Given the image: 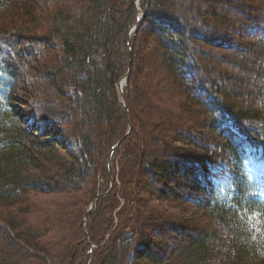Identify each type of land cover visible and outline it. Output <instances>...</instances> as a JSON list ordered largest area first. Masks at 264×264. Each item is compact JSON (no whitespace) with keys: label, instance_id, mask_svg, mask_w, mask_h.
Here are the masks:
<instances>
[{"label":"trees","instance_id":"1","mask_svg":"<svg viewBox=\"0 0 264 264\" xmlns=\"http://www.w3.org/2000/svg\"><path fill=\"white\" fill-rule=\"evenodd\" d=\"M184 2L0 0V264H35L36 260L66 264L76 249V244H70L63 254L53 250L62 237V227L68 224L63 209L44 214L42 225L34 226L22 224L21 218L4 211L17 208L19 214L23 213L24 208L34 205L29 197L33 192L52 195L87 191L89 197L73 234H78L79 240L85 235L83 218L91 200L110 188L112 176L114 181L116 178L113 160L109 169L110 150L128 126L118 86L129 70V33L140 20L130 36L134 65V49L145 33L154 42L151 54L161 76L157 71L144 73L137 66L134 75L129 72L124 95L133 129L123 144H129L134 133L139 138L136 144L142 142L145 147L146 138L150 145L137 155V181L142 173L151 177L149 173L159 170L161 174L153 173L157 183L162 181L156 179V174L169 180L175 191L177 185L179 189L186 187L179 175L184 173L181 176H187L185 180L190 183L178 203L186 201L206 221L203 228L184 233L183 256L168 264H264L263 189L249 169L252 161L264 164V0H188L189 10L182 7ZM241 38L248 42L240 43ZM209 46L233 47L246 51L250 58L247 64L239 57L228 59L226 69H218ZM206 66L216 76L212 77ZM22 68L28 73L25 77L39 83L32 92L34 98L43 97L46 103L63 98L59 101L63 108L76 112L77 117L65 122L75 134L73 153L54 137V128L34 123L32 117L26 120L30 115L16 108V103H24L18 96ZM242 84L247 87L241 91ZM231 96L237 98V104L232 103ZM242 96L252 99L251 103H240ZM257 99H261V106ZM197 123L199 128L213 130L220 139L218 147L205 151L200 165L193 162L189 151L179 154L180 149L178 153L174 146L168 147V140L191 143L185 130ZM101 125L104 127L97 148L94 130ZM215 148L223 153L214 152ZM168 150L173 153L167 160ZM64 151H68L69 158H65ZM115 187L116 182L111 192L98 198L89 215L91 220L94 213L100 212L90 238L101 235L107 215L114 216L119 221L116 229L120 228L125 236L120 249L130 257L112 253L103 258V263H156L149 252L151 247L141 241L143 230L137 240L134 238L135 233L139 234L138 224L142 229L150 228V212L155 210L151 205L152 210L147 211L148 203L138 197L140 193L123 194L121 186L120 193L113 194ZM134 188L139 192L140 188ZM148 193L153 199L163 195L162 191ZM120 201L134 214L126 216V224L124 211L116 212L122 206ZM139 203L146 210L143 215ZM167 215L169 222L175 220L172 213ZM139 216L138 224H132ZM90 220L86 221L88 228ZM192 222L196 221L192 218ZM34 250L38 258L31 262L28 258ZM219 253L225 255L224 260L216 258Z\"/></svg>","mask_w":264,"mask_h":264},{"label":"rangeland","instance_id":"2","mask_svg":"<svg viewBox=\"0 0 264 264\" xmlns=\"http://www.w3.org/2000/svg\"><path fill=\"white\" fill-rule=\"evenodd\" d=\"M139 2V0H137ZM185 2L182 4V7H186L188 9V5L189 2L188 0H184ZM198 4L197 3H192L191 5H193V7ZM184 8V10L186 9ZM189 10V9H188ZM141 17L143 19L144 15L142 14V12H140ZM143 15V16H142ZM141 21H138V26H140ZM154 21H159V20H154ZM145 26V25H144ZM48 39V38H47ZM50 40V39H49ZM244 40V42H248L246 38H241L240 39V43H242ZM44 41H42L41 43H43ZM54 44L56 45V41H53ZM24 46L27 47V44L25 43ZM130 46H131V53H132V58L131 60H129V63H131L130 68L128 70V80H129V75H130V71L133 72V75L136 73V70H134V66L137 67H141L142 71L144 73H147L148 71H152V72H156V59L154 61V57L152 56V49L155 47L154 46V42L152 41L150 35H147L145 33H143L142 35V39L140 42H138L137 46L135 44V46L137 48L134 49V61H135V65L133 62V48L131 45V38H130ZM154 46V47H153ZM36 47H38L36 45ZM55 47V46H54ZM33 49V48H31ZM52 49V48H51ZM209 50L210 55L216 60V62H218V69L221 68L222 70H225V64L228 62V59H237L238 57L241 58L242 60L244 59L245 62L244 64L248 63L249 60V54H246L245 52H241V51H237L235 50L233 47L232 49L230 48H226V47H219V48H214L209 46L207 48ZM230 49V50H229ZM128 57H129V52H128ZM210 65L213 66V59H210ZM29 71V70H28ZM206 71L209 72L210 74H212V77L215 75L216 73H212V71L210 70V68H208L206 66ZM245 72V71H243ZM242 72V74H243ZM159 77L161 76L160 73L157 71ZM246 73V72H245ZM20 82H19V89L18 90V96H19V100L24 102V103H16V108L20 109L21 111H23L24 113L30 115L28 116V118H26V120H29V117L34 118V123H41V124H45V125H49L48 127L50 128H54L55 132L54 137L58 140L62 142V146H64L66 148V150H71L70 153H73L74 150V145H73V140H74V133H70L69 131V125L66 124L65 122L67 120H69V118H75L77 117V114L75 111H72L70 113V111L66 110L65 108H63V105H61L60 102H63V100L65 99H61L60 98V102L59 101H54V100H50L49 103L45 102V98H41V100L36 97L34 98L32 92H35V87H38V82H36L33 79H29L28 77H25L26 71H24V68H22V70H20ZM248 76V75H247ZM124 77V76H123ZM122 77V78H123ZM209 79L211 78V75L207 76ZM221 77H225L227 78V75L224 76L223 74L221 75ZM33 82H32V81ZM229 80V79H228ZM122 81V79L120 80V82ZM119 82V83H120ZM229 83H232L231 81H227ZM128 83V81L126 82V84ZM42 83L40 82V85ZM223 86L224 83H221ZM228 86V85H227ZM119 87V92L121 95V91H120V86ZM247 86L245 85H241V91L242 88H246ZM142 89V86H141ZM230 92H232L233 89H229ZM250 90H252V88H250ZM124 91V89H123ZM124 93V92H123ZM32 94V95H30ZM244 94V93H243ZM30 95V96H29ZM66 95V93H65ZM125 97V95H124ZM122 98V96H121ZM160 98H164V96L161 94ZM37 101H36V100ZM126 99V98H125ZM230 100L232 101V103L237 104L238 100L237 98H234L233 96H231ZM252 99L250 98H246L244 96L241 97L240 99V103H243V105L246 106L247 103H251ZM261 99H257V103L258 106H261ZM264 100V99H262ZM123 101V99H122ZM57 102V103H56ZM124 103V102H123ZM255 103V101H254ZM14 105V106H15ZM61 105V106H60ZM192 105V104H190ZM125 106V105H124ZM129 109V108H128ZM157 111V110H156ZM155 111V112H156ZM125 112H126V119H127V132L125 134H123V137L120 138L118 141H116L112 147L111 150L114 148L113 153L109 155V162H110V167L112 168V160L115 166V173H116V178L114 181V178L112 176L111 180H113V182H116V187H115V191L113 194L117 193L119 194L120 191L118 190V188L120 189L121 186L123 189V194L128 193L130 196L132 195H136L139 194L138 197L142 198V200H144V202L148 203L149 207L147 208V211H149L151 208L150 206L152 205L153 209L155 210L153 212V214H151L150 212V221H148L149 224H151L150 228H141V224H138L141 216H139L138 218L135 217L134 221H132V224L136 225L138 224L139 226L136 227L137 231L139 232V236L135 233V239L137 240V238H139L142 234L141 231L143 230V233L145 234L144 237L141 238L142 243L147 244V246L151 247V251L150 254H152L155 258H156V263H151V261H146L145 263L147 264H168L171 262V260L174 259H178L181 258L183 256V251L185 248V239L183 238L184 233L187 230H190L189 233H193L192 230L196 227L199 228H203L204 224L206 223V221H204V216L203 214L196 210V209H192L188 204H186L187 202L185 201L184 204L178 203L180 199V196L182 194V191H184L187 187L188 184L190 183L189 180H185V177L187 176H181L184 173L179 172L180 175V180L182 183L186 184V187L183 189H179L180 185L176 186V189L174 191V189H171V182L169 180H165V179H161V177L159 176L157 178V174H156V179L161 180L162 182H158L155 180V175L153 173H158L161 174V171L154 169L153 173H149L151 174V177H149L148 175H146L145 173L141 174V177L139 178V180L141 181H137L135 179V176H140L137 175V170L139 171L138 167H137V163H138V158L137 155L140 154L144 148H147L146 146H150L147 142L148 140L145 138L144 140V146L142 147L141 143H137L136 141L139 138L134 136H132V139L129 141L130 143L128 144H123L126 139L131 135L132 129H133V125H132V120H131V115H130V111L128 112L125 108ZM147 113V111H146ZM158 113V112H157ZM69 114V115H68ZM159 115H163L162 113H158ZM158 114L156 116H158ZM170 115V114H166ZM151 116H153L151 114ZM169 117V116H168ZM205 121V120H204ZM136 125V122H135ZM203 125V124H202ZM137 126V125H136ZM103 125L99 126V128H95V140H96V144H97V148L98 144H100V136L102 134L103 131ZM188 128L185 130V132L187 133V136L190 140L191 143H189L187 140L186 144H184L182 141H178L175 143H172L171 140H168L170 142V148H175L174 152H178L179 153V149H180V153L179 154H185L187 151L190 156V158H192L193 162L200 165L202 158L205 156V151L210 150L211 148H213L215 145L216 147H218V143H220V139L218 137V134H216L213 130H210L209 128H202V126L199 128V123L197 124H191L187 126ZM192 128V129H189ZM41 130V129H40ZM179 138V137H178ZM132 145V146H130ZM166 145V144H164ZM152 146V145H151ZM211 146V147H210ZM102 149V148H100ZM99 149V150H100ZM110 150V152H111ZM217 153H223L220 151L219 148H215L214 152ZM117 152V155L114 156V154ZM65 153V151H64ZM144 153V151H143ZM173 153V150H168V152H166L165 154V158L167 157V160L170 157V154ZM66 157L65 158H69V153L67 151ZM113 156L115 157V159H113ZM117 161H114L116 160ZM162 161H165L166 159L161 158ZM110 168V169H111ZM249 169L251 170L252 174L258 178V180L261 182L262 185V195L264 196V164L262 162L259 161H252L249 164ZM132 173V174H130ZM147 176V177H145ZM172 175L169 176V178L171 179V181L173 182V184L176 183V180H174L172 177ZM134 177V178H133ZM146 178V179H145ZM186 182V183H185ZM162 184H168V186L162 185ZM144 185L147 186V189L150 192H156L158 193V191H162L164 198L162 196H158L159 198H154L153 199V195H150L148 192V190L146 189V187H143ZM134 186L136 188H140L139 192L137 191V189L135 190ZM170 186V187H169ZM145 189V190H143ZM147 190V191H146ZM172 190V191H171ZM112 190H110L111 192ZM165 191V192H164ZM174 191V192H173ZM108 193V190L105 192V194ZM176 194H180V195H175ZM102 193H99V195ZM149 194V195H148ZM98 196V195H97ZM30 198H32V200L34 201V205L31 207H27L24 208L23 213L19 214V211L17 210V208L15 209H8V208H4V211L6 210L7 212H9V215L13 216H17L18 218H21L22 221L21 223L24 224V222H29L30 225L34 226L36 224H40L42 225V217L44 214H55L57 212H61V210L63 209V217L66 221H68V224L62 227V237L59 238L60 240L56 243H54V251L58 254L61 253H65L67 251V249L69 248L70 244H76V249L72 255V257L68 260V262L66 264H104L103 263V258L106 259L108 258L112 253L114 255H118L123 257L126 255L130 254H124L121 251V241L125 238V236H122L120 233L121 229H116L117 225H119V221L118 219H116V217L114 218L110 216H106L105 220H103V231L101 233L100 236L95 237L93 239L90 238V236L92 235V233H94V227H95V222H98V216L100 214V212H97L96 214L94 213L91 220L90 217L87 218L84 215V222L82 225V232L85 234L81 237V239L79 240V235H73L74 234V230L77 229L79 227V225H77L76 227V221L78 220L77 224L79 223V214L82 213L84 206H85V202L86 199L89 197V195L87 194V191H82V192H76V191H72V192H66V193H56V194H52V195H47V194H38L36 192H33L32 194H30L29 196ZM96 197V196H95ZM94 197V198H95ZM115 198V196H113ZM140 198V199H141ZM171 198V199H170ZM152 199V200H151ZM165 199V200H164ZM113 199L111 198L110 200L107 201V204L109 201H112ZM122 205L119 209L116 210V212L120 213L121 211H124L122 213H125V215H123V220H125V223H127L128 220H126V216L127 218L132 217L134 214H132V212L128 211L131 210L130 207H128V205L126 206L124 203V201H120ZM178 203V206H174L175 203ZM184 202V201H182ZM134 203L133 200L131 202V204ZM130 204V205H131ZM141 203H139L140 206ZM38 205L39 209H36ZM125 205V206H124ZM142 207V205L140 206ZM126 208V209H125ZM128 208V209H127ZM139 209V208H138ZM141 209V214H145L146 210H144V208H140ZM88 210V208H87ZM143 210V212H142ZM152 210V209H151ZM161 212H159V211ZM25 211V212H24ZM156 213V214H155ZM168 213H172L174 215L173 218H175V220H173L172 223L171 221L169 222V215H167ZM23 214V216H21ZM166 218H165V217ZM112 218V219H111ZM157 218V219H155ZM192 218L196 221V222H192ZM25 219V220H24ZM88 219V221H87ZM28 220V221H26ZM89 228L87 226V222H89ZM87 221V222H86ZM110 224L112 225H109ZM141 222V221H140ZM174 224V225H173ZM114 225V226H113ZM123 224H121L122 227ZM116 226V227H115ZM168 226V227H167ZM172 228V229H171ZM99 235V234H98ZM183 242V243H182ZM37 251H33V254L29 253L31 255L30 258H28L30 261L31 260H36L38 257H36L35 255H37L36 253ZM121 252V253H120ZM135 254V251H132ZM82 253L83 255L80 256L79 254ZM100 254V255H99ZM134 256V255H133ZM225 255L222 253H219V255H217V259L222 261L224 260ZM59 258V257H58ZM148 258V257H147ZM145 259V258H144ZM149 259V258H148ZM94 260V261H93ZM147 260V259H146ZM126 261V260H125ZM32 262V261H31ZM32 264H34L32 262ZM35 264H43L42 262H40L39 260H36ZM126 264V263H124Z\"/></svg>","mask_w":264,"mask_h":264},{"label":"water","instance_id":"3","mask_svg":"<svg viewBox=\"0 0 264 264\" xmlns=\"http://www.w3.org/2000/svg\"><path fill=\"white\" fill-rule=\"evenodd\" d=\"M141 12H142V14L144 15V12H143V11H141ZM143 15H142V16H143ZM137 26H138V24L136 23V24L131 28L130 33H129V39H128L129 60H131V58H132L131 46H130V36H131V33L137 28ZM130 65H131V63H129V68H130ZM127 81H128V73L122 78V81L119 83V86H120L121 96H122V99H123V102H124L125 108H126V110L129 112V109H128V106H127V102H126V99H125V97H124V93H123V92H124L123 89H124V86H125V84H126ZM113 151H114V148L111 150V154L113 153ZM96 199H97V197H96L95 199H93L89 211L92 209V205L95 203Z\"/></svg>","mask_w":264,"mask_h":264},{"label":"bare ground","instance_id":"4","mask_svg":"<svg viewBox=\"0 0 264 264\" xmlns=\"http://www.w3.org/2000/svg\"><path fill=\"white\" fill-rule=\"evenodd\" d=\"M141 17V16H140ZM111 153V152H110ZM111 167H110V162H109V169H110ZM113 185H114V182L111 180V184H110V188L108 189V192L112 189V187H113ZM105 193H102V194H98V196H96L97 197V199H96V201H95V203L92 205V209L89 211V209H90V207H91V204H92V201H93V199H95V198H93L92 200H91V202H90V204H89V206H88V210H87V215H86V217L88 218L89 217V215H90V213L92 212V210L94 209V206H95V204H96V202H97V200H98V198L99 197H101L102 195H104Z\"/></svg>","mask_w":264,"mask_h":264}]
</instances>
